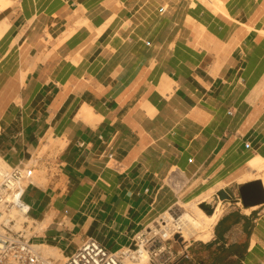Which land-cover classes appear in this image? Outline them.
Wrapping results in <instances>:
<instances>
[{
	"label": "crops",
	"instance_id": "obj_1",
	"mask_svg": "<svg viewBox=\"0 0 264 264\" xmlns=\"http://www.w3.org/2000/svg\"><path fill=\"white\" fill-rule=\"evenodd\" d=\"M205 1L215 12L200 0L1 11L0 161L34 166L22 197L33 244L59 259L90 239L115 251L179 202L211 200L239 238L203 246L264 264V203L238 193L264 175V26L246 0ZM192 247L170 264H213Z\"/></svg>",
	"mask_w": 264,
	"mask_h": 264
},
{
	"label": "built area",
	"instance_id": "obj_2",
	"mask_svg": "<svg viewBox=\"0 0 264 264\" xmlns=\"http://www.w3.org/2000/svg\"><path fill=\"white\" fill-rule=\"evenodd\" d=\"M33 168L32 165H5L0 169V264H139L144 252L151 264H170L173 254L168 243L183 237L179 226L173 224L170 230L162 216L152 227L136 235L130 246L110 251L90 239L62 263L44 256L38 245L30 241L33 221L22 198L32 182ZM174 220L177 222L179 217Z\"/></svg>",
	"mask_w": 264,
	"mask_h": 264
},
{
	"label": "rangeland",
	"instance_id": "obj_3",
	"mask_svg": "<svg viewBox=\"0 0 264 264\" xmlns=\"http://www.w3.org/2000/svg\"><path fill=\"white\" fill-rule=\"evenodd\" d=\"M7 1L9 2V4L7 6L13 5L14 0H7ZM200 1H202L205 5H207L211 9V11L215 12L214 8L207 1H205V0H200ZM222 1H223L224 5L228 7L231 5H237L242 0H222ZM246 1H247V4L250 5V8H252L251 14L254 15V18H256V20L258 21V23H260L261 26H264V0H246ZM2 10H0V14H1ZM206 202L207 203L209 202L210 205L204 209L203 206L206 204ZM193 207L199 208L200 210H202V212L205 215H207L209 218H211V220L208 221V226L206 229V231L208 232V234H210L211 237H209V239L206 242H208L210 240L211 241L214 240V241L219 243L220 241L224 242V240H230V239L236 240L239 238L238 232L229 231V229H228V224H230L231 221L228 220V218L225 214L226 213L225 209L222 206H220V203L217 204L215 207V205L212 203L211 200H199V201H192V202H188V203L187 202H181V203L179 202L178 205H175V207L170 209L171 213L168 212L165 215L164 221L165 220L168 221L169 217H173L174 219L176 217H181L184 210L191 212V210L193 211ZM209 210H211V211L208 212ZM181 234H182L183 238L178 237L177 239L171 240L168 243L172 247V250L173 249L179 250L180 248H183V246L188 245L189 243H192L194 246L195 245L197 246V249L195 247L191 248L192 251H194V253H196V256H199L197 259H213V261H214L213 264H226L227 259H231L229 257L233 253L232 248H226V249L213 248L210 243H208V246H206V245L203 246V243H206V242L201 241V238L198 239L197 234L189 237L188 239H186V238L189 235H187L185 232H184V234H185L186 238L183 236V233H181ZM201 246L203 248H201ZM174 247H176V248H174ZM196 250L199 251L198 252L199 254L196 252ZM43 253L45 255L50 256V257H54L56 259H59L57 254L52 255L50 252H46V251H44ZM63 261L64 260L61 259L60 263H62Z\"/></svg>",
	"mask_w": 264,
	"mask_h": 264
},
{
	"label": "bare ground",
	"instance_id": "obj_4",
	"mask_svg": "<svg viewBox=\"0 0 264 264\" xmlns=\"http://www.w3.org/2000/svg\"><path fill=\"white\" fill-rule=\"evenodd\" d=\"M8 4H9V2L7 0H0V10L8 7L7 6ZM5 30H6L5 22L4 21H0V38L3 36ZM85 113H86V116L89 117L91 115L90 109L85 110ZM262 116H264V115H262ZM251 121H252V119H251ZM2 167H5V164L0 161V169ZM259 169H264V166H261ZM261 171H264V170H261ZM261 177H262V184H264V175H262ZM209 205H210V203L206 202V204L203 206L204 209L207 208ZM211 210H209L208 212H210ZM164 217H162L161 219H164ZM210 220H211V218H209L207 215H205L202 212V210H200L197 207H193V211L191 210V212H189L187 210H184V212L182 213V216L179 217V220L177 222H174L175 220L173 219V217H169L168 221L165 220L164 222H167V227H169L170 230H172L173 224H177L179 226V228L181 229V233H183L184 237H185L184 232L187 235H189L187 238L185 237L186 239H188L189 237L197 234L198 239L201 238V241L206 242L209 239V237H211L210 234H208V232L206 231L207 226H208V221H210ZM251 244H252V241H251ZM251 244H250V246H251ZM37 248L41 249L43 252L44 251L50 252L52 255L56 254V250H54V249H52V248H50L48 246H44L43 245V246H38ZM42 251H41V253L44 256L50 257L48 255H45ZM51 258H53V257H51ZM53 259H56V258H53ZM56 260H61V259H56ZM139 264H148V254H147V252H144L142 254V257L140 258Z\"/></svg>",
	"mask_w": 264,
	"mask_h": 264
},
{
	"label": "water",
	"instance_id": "obj_5",
	"mask_svg": "<svg viewBox=\"0 0 264 264\" xmlns=\"http://www.w3.org/2000/svg\"><path fill=\"white\" fill-rule=\"evenodd\" d=\"M240 201L248 208L264 203V186L260 181H254L238 187Z\"/></svg>",
	"mask_w": 264,
	"mask_h": 264
}]
</instances>
